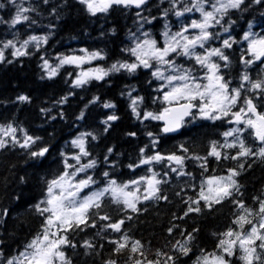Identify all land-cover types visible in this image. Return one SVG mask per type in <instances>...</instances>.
Wrapping results in <instances>:
<instances>
[{
    "label": "trees",
    "instance_id": "trees-1",
    "mask_svg": "<svg viewBox=\"0 0 264 264\" xmlns=\"http://www.w3.org/2000/svg\"><path fill=\"white\" fill-rule=\"evenodd\" d=\"M213 3L216 0H205L204 10H212ZM192 4L193 0H150L138 11L129 7H112L106 13L91 15L79 0H47V3L45 0H0V50L4 52V60L0 61V125H12L18 130L15 137L18 143L9 139L6 146L0 148V264H7L42 231L44 216L37 212L36 205L46 194L47 181L65 171L66 158L67 163L78 167L95 161L94 167L77 177L91 176L95 181L82 195L107 186L111 180L117 185L138 180L140 183L130 188L139 187L137 195L141 197L136 202L137 211H132L123 203H114L111 194L105 193L100 201L101 207L89 209L83 224L77 227L74 223L66 232H61L71 242L62 248L69 264H109L110 261L115 264H136V261L141 264H173L168 256L176 257L175 264H192L202 250L219 252L216 246L220 239H225L222 234L229 228L240 230L233 221L243 213L234 201L258 211L259 202L264 201V158L237 156L238 145L224 146L223 133L231 116L209 120L194 114L184 122L179 133L163 135L159 121L143 118L145 112L159 113L168 105L162 96L167 88L158 90L165 81L152 75L156 62L152 61V68L139 66L134 72L123 68L111 70L114 64L119 67L122 63H139L127 49L144 40L143 33L147 32L148 38L156 40L159 45L166 24L176 29L187 23L183 18H201L195 9L180 17L175 15L176 11H183L185 6L191 7ZM18 6L30 9L22 13L29 19L13 26L11 21ZM217 18H220L219 14ZM249 25H255L257 32L264 33V0L261 3L244 0L239 8L228 10L219 25L208 29L213 36L205 43V48L195 49L200 54H205L206 49H223L228 61L217 56L216 61L223 64L220 73L232 84L231 88L242 84L243 73L248 74L250 81L264 80L261 62L254 61L247 66L242 63V57L254 60L243 39ZM224 28L228 29L225 33ZM31 36L45 39L31 41L23 56L14 57L13 48L3 47L9 40L18 47ZM224 39L235 42L230 48H223ZM93 52L99 55L89 65L106 71L102 79L91 78L82 86L74 87L79 67L71 64L59 66L56 75L48 77L45 61L56 67L62 57ZM170 58L181 69L196 72L195 68H198L194 58L175 54ZM85 66L88 64L82 67ZM249 88L250 84L244 82L232 111L244 107L250 98L258 108L264 106L262 91L247 90ZM248 93L253 97H247ZM21 96L27 99L22 101ZM133 99H138L136 110L139 116L132 111ZM105 103L113 107L105 108ZM81 113L83 118L78 119ZM111 115L118 118L109 121ZM82 133L92 135L84 137L88 155L81 156L78 164L72 157L79 154V149L73 147L72 141ZM25 135L35 140L28 148L20 147ZM241 137L253 151L263 147L255 142L250 129ZM153 139L157 141L155 145ZM213 142L221 153L219 159L209 155ZM44 147L48 148L44 157L31 156L32 151ZM141 149H144L143 154ZM156 153L184 157L183 168L167 160L140 164L142 156L150 157ZM225 156H237V159H225ZM172 168H177V172L171 171ZM180 170L185 175H178ZM229 170L238 173L233 177L238 191L232 189L231 197L218 204L213 202L209 207L208 202L200 199L202 181L229 175ZM153 174L156 179L166 182L158 185L160 199L145 200L147 183L141 177ZM194 200H199V204L192 203ZM190 207H199L200 210L189 211ZM101 216L110 219L102 220ZM250 219L253 223L258 221L255 217ZM120 221H123L120 231L108 227ZM250 226L243 225L244 229ZM188 234L193 239L187 244L191 252L185 256L178 250L177 241L183 242ZM86 241L91 248L84 246ZM112 241L127 246L116 252L117 245ZM136 241L140 246L133 253L131 248ZM158 252L161 255H157ZM225 258L230 264H243L238 254ZM256 264H262V261Z\"/></svg>",
    "mask_w": 264,
    "mask_h": 264
},
{
    "label": "snow or ice",
    "instance_id": "snow-or-ice-1",
    "mask_svg": "<svg viewBox=\"0 0 264 264\" xmlns=\"http://www.w3.org/2000/svg\"><path fill=\"white\" fill-rule=\"evenodd\" d=\"M244 0H216V3L211 5L212 11L204 10L205 0H193L191 7L185 6L183 11H176L175 15L180 17L184 12H191L193 9L200 12L201 19H193L190 24L183 26L181 31L171 33L170 31H165L163 33L165 37V43L163 47H157V41L148 38V33L145 32L143 35L145 39L142 41H137L135 47L127 49L132 56L136 58L139 63H122L117 67L113 65V71H119L120 68L126 69L129 72H134L137 67L143 66L144 68H152V61L156 62L158 67L152 72L153 77L157 80L165 81L161 85V89L167 88L168 91L163 93V100L168 105H174L172 107H165L159 113L145 112L144 119H152L157 121H162L163 127L161 131L165 134L171 133L179 129L184 122V118L190 115L194 116L193 109H196L202 119L209 120H219L223 117L231 116L233 119L229 120V123L243 124L247 128L254 130L255 137L264 145V113H258L255 106L250 99L245 101L247 107H240L239 111H232L233 107L236 106L237 100L240 98L241 89L244 88V82L250 84V88L247 90H260L264 92V80L250 81L247 73H243L241 76L242 84L237 88H229V82L225 81L219 73V65L213 62L210 58L212 56H217L225 62L228 61V57L224 54L222 48H214L211 50L206 49V54H200L195 51L197 47L205 48V43L212 38L213 34L208 31L209 28L214 27V25H219L223 15L228 11V9H236L241 6ZM255 3H261V0H254ZM47 3V0H45ZM79 3L86 6L87 11L91 15H96L98 12L106 13L110 7L113 5H122L124 7H135L140 9L141 6L146 5L147 0H79ZM175 7V3H173ZM28 8H19L16 16L11 21L14 26L22 21H27L28 16L22 15L24 12H28ZM166 14V13H165ZM219 14L220 18H217ZM139 15V13H137ZM153 19H155L153 17ZM151 23V20L147 21ZM168 28V25H165ZM190 29L196 30L195 35H185ZM227 32L228 29L224 28ZM253 34L251 32H246L243 39L248 41V52L254 57V60H261L264 57V36L256 37L250 39ZM43 37L31 36L28 40H25L19 48L16 44L9 40L4 44V48H13L14 51L12 55L23 56L26 54L24 49L27 48L31 41H41L44 40ZM229 39L223 40V48H230L232 43ZM85 51V50H81ZM172 54L177 56L183 55L190 59L194 58L196 63L202 68L207 69V73L203 77H196L192 74L190 70L181 69L177 66L170 57ZM98 53L86 54V57L80 56H66L60 59V65L52 67L48 65V62H44L45 70L48 72V77L51 78L56 75L59 66L64 64H80L88 60L95 59L98 57ZM4 60V52L0 50V61ZM254 60H244L242 57V63L246 66L251 65ZM264 63V60H261ZM165 72L169 74L165 75ZM95 73V75H93ZM107 73L101 69H94L88 71H81L77 76V79L73 82L74 87H80L87 83L89 79L95 78L97 80L102 79ZM207 80V83L203 81ZM130 95V94H129ZM20 100H26L27 97L21 96ZM66 99V98H65ZM95 103V100L92 101ZM138 99L132 100V111L134 114L139 116L136 110V105ZM105 108L113 107L112 104L105 103ZM250 114V115H249ZM247 117V118H246ZM252 117H255L253 119ZM83 118V113L78 119ZM118 117L111 115L108 117L109 121H114ZM107 124V121H104ZM107 130V129H105ZM239 130L232 128L230 131L223 133L224 137L233 136V133H237ZM16 129L12 125H8L6 128L0 126V134L3 136L11 135L13 138V143H18L15 138ZM87 135H92L91 133H82L76 139L72 141L73 147L79 149V154L73 156L72 158L80 164L81 156H87L88 152L85 149L84 137ZM152 136V133H149ZM95 139V136H92ZM38 139V138H37ZM238 140L239 138L236 137ZM33 137L26 136L25 142L20 144V147L28 148L30 143H34ZM153 145L157 143L155 139L152 141ZM6 146V141L0 139V148ZM225 147H235V143H226ZM239 149L237 156H259L264 158V147H260L258 151H253L251 148L244 144L243 140H239ZM187 151V149H182ZM112 150L109 149V152ZM48 152V148H41L39 151H32L30 154L32 157H44ZM141 153H144V149H141ZM64 155V153H61ZM209 155L215 156L217 159L221 157V153L217 151L216 143L213 142L212 150ZM237 156L228 157L225 159H237ZM194 159H201L200 157H193ZM167 160L169 162H174L180 169L183 168L184 157L177 156L175 154L164 156L160 153H156L153 156L145 157L142 156L140 164L150 165L153 162H161ZM95 166V161H90L87 164H80L79 167L67 163V158L65 160V171L62 172L57 177L50 181H47L46 199L42 200L36 205L37 212L41 216H44V224L42 231L37 234V236L32 239L24 248L23 251L19 252L17 256L12 257L7 261V264H69L64 251L63 246L70 245L66 235H61V232H66L69 228L75 225L78 227L79 224L85 222L86 216L89 214V209L100 208L101 198L105 193H110L112 201L114 203H123L125 207L130 208L132 211H137L136 202H138L141 197L137 195L140 192V188L131 189V185H138L140 181L133 180L124 185H117L115 180L109 181L108 185L99 191H92L89 194H83L84 190L89 188L95 181L91 176L86 178L77 179L80 173L86 172L88 168ZM139 165H129V167H138ZM71 169V171H68ZM206 170V169H205ZM151 171V169H149ZM171 171L177 172V168H172ZM108 176V173H104ZM178 175L183 176L185 173L180 170ZM238 175L237 172L229 170V175L227 177H212L206 181L209 185L208 193H215L211 197V202H209V195L205 194V191L200 192V199L208 202V206L211 207V203H221L222 200L232 196V189H237V183L233 177ZM141 180H146L147 186L144 189L146 193L143 199H160L161 196L158 195L160 189L158 185L162 182L156 179V174L151 177H141ZM194 204H199V200L192 201ZM238 207L242 209L243 214H238L234 219L233 223L238 225L240 230L235 231L229 228L227 232L222 235L225 239H220L217 244V249L219 252L207 253L202 250V254L196 258L194 264H230V261L225 257H232L239 252L238 258L243 262V264H256L258 261H264V252H258V249H264V201L259 202L258 211L248 209L244 206L242 202H236ZM199 207L193 209L189 208V211H199ZM187 215V213H185ZM250 217L258 218V223H253V219ZM131 217H129L130 219ZM100 219H110L107 216H101ZM112 223L108 227H111L115 231H120V224ZM249 224L250 228L244 229L243 225ZM171 232V229H169ZM127 238L125 237V240ZM193 239L191 234H188L183 242L177 241L179 245V251L187 256L191 249L187 247L188 241ZM259 241V243H257ZM117 247L114 251L119 252L127 245L125 243H120L117 241H112ZM75 247V245H71ZM86 248H91L92 245L87 241L84 245ZM140 242H134L131 251L133 253L139 250ZM175 247V246H174ZM223 253V254H220ZM143 255V253H141ZM161 255V253H157ZM168 260L175 264L176 257L168 256ZM109 264H115V261H110ZM136 264H141L140 261H136ZM152 264V262H149ZM158 264V262H157ZM167 264V262H165Z\"/></svg>",
    "mask_w": 264,
    "mask_h": 264
},
{
    "label": "rangeland",
    "instance_id": "rangeland-1",
    "mask_svg": "<svg viewBox=\"0 0 264 264\" xmlns=\"http://www.w3.org/2000/svg\"><path fill=\"white\" fill-rule=\"evenodd\" d=\"M185 25H188V23H185L184 22V24H180L179 25V27H177L176 29H171L170 27H168L167 29H164V31H163V33L165 32V31H170V34L171 33H175V32H178V31H181L182 30V28H183V26H185ZM196 34V30H193V29H190L189 30V32H187V33H185V35H189V36H191V35H195ZM253 35L252 36H250V39H252V38H256V37H260L259 35L258 36H256V34H254V33H252ZM164 43H165V37H164V35L162 36V41H161V44L159 45V46H157V47H163L164 46ZM247 47H248V41H247ZM212 61L214 62V60L212 59ZM94 69H96V68H92V69H88V70H94ZM88 70H86V71H88ZM206 70V71H205ZM204 73H198L197 74V77H203V76H205V74L207 73V69L205 68L204 69ZM167 74H168V72H167ZM93 75H95V73H93ZM204 83H207V80H204L203 81ZM247 118V117H246ZM242 125L243 124H234L233 126H232V128H236V129H238L239 131L237 132V133H233V136H229V137H227L228 139H229V142L230 143H239V140H241L240 139V132H241V127H242ZM231 128V129H232ZM230 129V130H231ZM229 130V131H230ZM1 137H3V135L2 134H0V138ZM236 137H238L239 139L237 140L236 139ZM224 177H227V176H224ZM208 180V179H207ZM207 180H205L204 182H203V190L205 191V194L206 195H209V197H210V199H211V197L212 196H214L215 195V193L213 192V193H208V188H209V185L206 183V181ZM257 243H259V241H257ZM258 251V250H257ZM263 251H264V249H263ZM259 252V251H258Z\"/></svg>",
    "mask_w": 264,
    "mask_h": 264
},
{
    "label": "water",
    "instance_id": "water-1",
    "mask_svg": "<svg viewBox=\"0 0 264 264\" xmlns=\"http://www.w3.org/2000/svg\"><path fill=\"white\" fill-rule=\"evenodd\" d=\"M148 1V0H147ZM134 7V6H133ZM172 107V106H171ZM188 117V116H187ZM186 118V117H185ZM184 118V119H185ZM181 130V127L179 128V129H177L176 131H174V132H171V133H167V134H174V133H178L179 131Z\"/></svg>",
    "mask_w": 264,
    "mask_h": 264
}]
</instances>
